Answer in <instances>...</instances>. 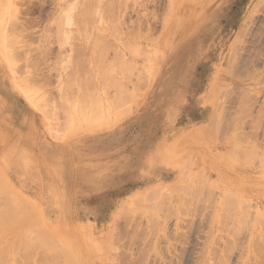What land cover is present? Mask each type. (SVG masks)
I'll use <instances>...</instances> for the list:
<instances>
[{
  "label": "rangeland",
  "instance_id": "374dc122",
  "mask_svg": "<svg viewBox=\"0 0 264 264\" xmlns=\"http://www.w3.org/2000/svg\"><path fill=\"white\" fill-rule=\"evenodd\" d=\"M8 104L28 121L0 119V264H264V0H0ZM81 141L146 177L158 146L175 174L129 197L44 187L50 212L14 171Z\"/></svg>",
  "mask_w": 264,
  "mask_h": 264
},
{
  "label": "crops",
  "instance_id": "0c3cea01",
  "mask_svg": "<svg viewBox=\"0 0 264 264\" xmlns=\"http://www.w3.org/2000/svg\"><path fill=\"white\" fill-rule=\"evenodd\" d=\"M5 103H7V100ZM2 106L4 108L5 104H2ZM2 106L0 107V111L2 110ZM8 107L9 109L6 108L4 112H0V119L5 120L7 124H15L18 117L21 118V122L25 123L28 121V114L26 112H23L22 116H18V113H14L9 104ZM164 137L165 135L161 134L158 138ZM24 141L25 139H21L19 140V144L15 145L14 150L17 151H15V157L12 159L14 160L13 164L20 162L27 165L29 163L27 158L24 157ZM161 141L159 140V143ZM87 147L85 141H81L78 145H41L36 151V158H33L31 164H29L31 169L30 181L28 182L23 178L26 174H21L16 170L14 171V178L18 183H22L26 188H29V192L26 194L30 198L42 201L43 204L45 203L46 210L51 212V209L54 207L48 204L46 205V201L49 199L54 200V197L51 196L52 193L46 191L52 186H64V192L70 195L75 190H79V194L83 193L85 195L87 193L101 194L106 191L119 194V188L121 187L123 188V193L126 190V196L129 197L135 191L134 185L169 183L170 181L168 179L175 174L172 168L166 166L168 164L163 161L161 149L158 146L155 147L151 157L146 159L148 161L147 164L150 168H159L165 164V171L159 172L158 175L147 177L142 174V166L135 167V165L129 162L128 157L122 158L121 156H116V158L112 157L110 161H104L100 146L95 144V146L90 147L89 154H94L93 156L88 155ZM156 149H160L159 152H156ZM156 155H159L161 164L158 163ZM88 156L89 158L93 157V159L87 160ZM7 166L12 170L10 165ZM16 168L18 167L16 166ZM123 186H126V189ZM44 187L46 191L43 190ZM75 198L70 196L72 200ZM78 199L81 200L80 197ZM114 199H119V197ZM89 221L92 226L100 223L97 219H91Z\"/></svg>",
  "mask_w": 264,
  "mask_h": 264
},
{
  "label": "bare ground",
  "instance_id": "6f19581e",
  "mask_svg": "<svg viewBox=\"0 0 264 264\" xmlns=\"http://www.w3.org/2000/svg\"><path fill=\"white\" fill-rule=\"evenodd\" d=\"M85 7V6H84ZM89 14V13H88ZM126 46H129V44L128 45H126ZM129 48V47H128ZM107 70L108 71H105V75H110V74H108V73H110L109 71H110V69L109 68H107ZM106 72H108V73H106ZM88 91V90H87ZM86 91V89L85 90H83V92H84V95H86L85 94V92H87ZM89 93H90V90L88 91ZM94 93V92H93ZM88 94V93H87ZM97 95V94H96ZM88 96V95H87ZM80 97V96H79ZM81 97H84L83 95L81 96ZM86 98V97H85ZM97 98V97H96ZM81 99V98H80ZM80 99H78L79 101H80ZM86 99H88V98H86ZM90 99V98H89ZM97 99H99V98H97ZM82 100V99H81ZM83 101V100H82ZM92 101H93V98H92ZM96 101H98V100H96ZM87 102V101H86ZM98 102H100V99H99V101ZM79 103H81V102H79ZM85 103V102H84ZM88 103H90V102H88ZM81 105V104H80ZM85 105V104H84ZM70 107V106H69ZM73 107V106H72ZM78 109V108H77ZM79 115V114H78ZM80 115H81V113H80ZM71 116V115H70ZM45 204V203H44ZM43 204V205H44ZM46 208V207H45Z\"/></svg>",
  "mask_w": 264,
  "mask_h": 264
}]
</instances>
